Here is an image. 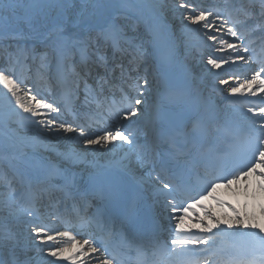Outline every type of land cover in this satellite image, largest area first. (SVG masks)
<instances>
[{
    "label": "snow or ice",
    "instance_id": "obj_1",
    "mask_svg": "<svg viewBox=\"0 0 264 264\" xmlns=\"http://www.w3.org/2000/svg\"><path fill=\"white\" fill-rule=\"evenodd\" d=\"M154 7L149 0H0V53L12 69L38 57L41 75L54 72L75 89L83 84L85 97L91 96L95 102L96 116L101 118L98 122L112 121L91 132V125L59 119L68 110L67 105L62 109L32 95L30 89L22 94L24 81L14 78L12 69H0V85L6 89L0 90V101L5 105V115L0 120V264H59L61 258L70 264H124L102 241L79 239L84 233L73 232V219L83 229L104 220L110 207L113 214L136 224L133 193L145 185L153 189L157 200L163 198L169 220L175 222L170 225L174 234L163 241L153 239L151 256L143 245L137 246L134 264H264V227L260 224L249 225L240 218L235 221L239 227L253 229L243 234L247 239L241 245L242 249H250L251 255L216 246L218 234H233L221 228L219 218L208 209L205 214L209 221H215L218 233L201 220L202 231L212 235L182 234L181 224L189 211L222 185L229 187L255 176L264 191V106L247 107V113L252 115H244L251 121V132L234 136L231 129L224 131V151L217 152L212 145L206 152L200 151L207 138V116L189 101L187 91L179 84L175 53L158 50L157 63L150 66L143 44L128 34L130 26L135 29L142 21L154 40L158 37L161 22L149 18ZM172 11L179 13L185 33L200 38L204 29L203 37L214 42L212 47L217 52L231 50L226 57L209 55L207 65L212 69L237 61L251 62L254 36L264 44V0H236L227 16L215 7H203L198 0H176ZM225 35L233 40L225 39ZM100 69L104 70L103 75ZM116 69L120 70L119 86L112 84ZM94 71L95 87L87 82ZM262 73L264 62L250 79L235 86L220 78V84L228 86L229 96L224 99L235 106L236 101L230 96L243 94L242 89L258 84L259 90L264 91ZM235 78L239 80L238 76ZM17 109L30 114L23 119L33 126H42L51 137L60 139L63 134H71L83 149L42 156L41 149L55 150L38 138L27 140L19 136L12 127L17 123L12 116H20ZM37 116L43 118L31 119ZM128 121L138 122L139 130L127 131ZM117 140L122 143L117 145ZM98 148L113 155L119 148L123 156L119 161L103 164L88 160L89 150ZM197 163L204 171L197 172L199 190L193 195L190 186L176 177L193 170ZM229 164L230 170L225 171ZM81 165L86 176L75 171ZM244 193L248 194L247 186ZM69 201L73 215H57L58 206ZM92 201L104 207H98L90 216L87 208ZM232 211L239 217L237 209ZM55 220L63 224L62 230L49 222ZM21 222L27 225L25 240H21ZM33 250L39 258L30 255ZM89 254V261L80 259Z\"/></svg>",
    "mask_w": 264,
    "mask_h": 264
},
{
    "label": "bare ground",
    "instance_id": "obj_2",
    "mask_svg": "<svg viewBox=\"0 0 264 264\" xmlns=\"http://www.w3.org/2000/svg\"><path fill=\"white\" fill-rule=\"evenodd\" d=\"M150 3L154 4L155 7L151 9L149 16L155 17L162 21V23L165 25V29L168 31V37L171 40L172 43V50L175 53V60H176V68H179L181 70V73L184 74L190 81L191 86L195 87L198 86V94H202V98L204 101V105L208 110H210V114H219L222 113V111H225L224 108L227 110V115L231 116L232 118H235L236 120L240 122H250V120L245 118V113L247 116H251L252 113H247L246 107H242L240 105H232L229 103L228 100H225V96H229V93L227 91V85L220 84L218 78L222 71H225L228 68H231L233 66H236L240 68V65L242 61H237L234 65H222L221 69H212L210 65H207V57L209 54H204L199 47L204 46L208 44L210 47L213 45L214 42L208 41L206 37H203V31L204 29H201L200 32V38H197L196 34L194 33H185V31L182 28V22L179 16V13L173 14V6L176 2V0H149ZM210 3L216 4V0H211ZM236 3V0H224L222 2L221 7H224L226 5L227 9H230V5H233ZM224 5V6H223ZM225 8V9H226ZM224 9V11H225ZM141 23H143L141 21ZM183 23H188L187 21H184ZM144 24V23H143ZM190 27H198L195 25H190ZM217 36L222 35V33H214ZM137 36V43H142L143 34L136 32ZM225 39H228L230 41L233 40L230 36L225 35ZM235 43H239V41H234ZM145 50L148 53V59L153 60V54H152V46L148 42L142 43ZM231 50H225V52H217L215 49L210 51L211 54H214L215 57H226L227 54ZM39 52V50H38ZM235 53H233V56ZM3 59H0V69H12L11 65H4L2 63ZM119 62V58L118 61ZM123 62L127 64V59H124ZM35 66L34 64H30ZM29 65V66H30ZM242 65H244L242 63ZM10 67V68H9ZM28 67V66H27ZM14 73L15 78V68L12 69ZM102 71H104L102 69ZM120 70L116 69V71L112 74V78L120 76ZM218 74V75H217ZM254 73L249 72V74L239 76V80H237L235 77H224L223 79L227 80L229 85H237L238 83H241L245 78L250 79L251 76ZM218 78V79H217ZM222 78V77H221ZM120 82V81H119ZM208 82H214L218 84H214V87H221V90L225 92V94L222 93V97L220 94L219 96H216L214 93H211V91H208L207 87L203 88L204 85ZM31 82L28 80L26 83L22 84V94L25 90H31L32 95H36L37 98H43L39 95H37L34 91V89L31 86ZM259 85H253L250 89H242V93H237L235 95L230 96L231 100L236 101V103H241L243 100H247L250 103L256 102L257 100H261V96L264 95V91L259 90ZM83 87L79 88V91L82 90ZM204 89V90H202ZM0 90L6 91V89H3V86L0 85ZM2 91H0V95H2ZM43 93L44 90H42ZM255 93V95H252V93ZM41 94V93H40ZM46 102H49V99L43 98ZM149 103H151V94L149 95ZM224 103H229L230 106L224 107ZM255 104V103H254ZM17 111L20 113V116H12V119L17 121V123L12 124V127L17 130L19 133V136L31 140L33 138L40 139L44 144L48 145L49 149H54L55 151H44L41 149V155L42 156H54L57 152L63 153L70 150H76L80 151L83 149V145L75 142L73 138H71V134H63V136L60 139H56L54 137H51L48 133L43 131L42 126H33L28 121H25L23 117L30 116L28 113H23L21 109H17ZM42 113L46 110H40ZM220 111V112H219ZM5 115V105L2 101H0V120L4 118ZM56 115V114H53ZM42 116L32 117V120L39 121ZM59 119H62L59 117ZM242 123H239V126L246 127L247 125H241ZM133 126L132 128L139 127L140 125L138 122H132L128 121L125 123V127ZM250 126V125H248ZM134 131V129H132ZM131 131V132H132ZM51 141V143H49ZM114 143L117 145L121 144L122 142L117 140ZM123 156V151L119 148L115 150V154L108 152L107 149H96V150H89L87 159L88 160H99L101 164L112 161L116 162L119 161L120 158ZM84 168V165H81L75 169V171L81 173L82 175H87L86 172H82V169ZM259 171V170H258ZM245 186L248 187V194L245 195L244 189ZM145 193L150 197L152 203L157 207L159 211H163L162 218L164 220H169V216H165V210H164V201L163 198H160L157 200L153 196V189L145 185L142 188ZM215 197V199L213 198ZM217 200L223 201V204L217 203ZM231 205V207H229ZM246 205V207H245ZM162 207V208H161ZM232 208L237 209V212L239 213V217L237 216V213H234L232 211ZM205 209H208L212 212L213 216H216L219 218V223L221 228L227 229L228 233H232L233 235L229 236L223 233H220L216 237V246L218 248L222 249H228L233 247L235 244L242 245L246 241V237L243 235L246 232L252 231L253 229L249 228H243L236 225L235 221L237 218L242 219L245 223L251 225V224H260L262 227H264V213H262V209H264V191H261L259 187V180L255 176L246 177L241 179L238 183L233 184L229 187H224L223 185L216 189L215 192H213L210 196H207L206 199L200 201L199 204L195 206L194 209H191L188 213V217L185 218L183 223L181 224V230L182 234L189 235V236H201V235H212V233H204L201 228L200 221L203 220L204 224H211L212 232L218 233V229L215 227V221H209L208 217L205 214ZM167 211V210H166ZM53 224L54 227L59 228V225L57 223H54V221H49ZM174 225V221H170ZM232 224V227L229 228L228 225ZM239 228V231L237 229ZM19 231L21 233V240H25L27 238V225L23 222L19 225ZM258 231V229H256ZM264 235V233H262ZM82 240V239H81ZM30 243V241H28ZM30 255L36 256L39 258V254L33 250ZM66 255H71V253H67ZM92 254H89L87 257H81L80 259H84L86 261H89L90 256ZM51 259V258H49ZM59 264H70L69 261H64L61 258V261ZM77 264L79 262L77 261ZM90 264H95V261H90Z\"/></svg>",
    "mask_w": 264,
    "mask_h": 264
},
{
    "label": "rangeland",
    "instance_id": "obj_3",
    "mask_svg": "<svg viewBox=\"0 0 264 264\" xmlns=\"http://www.w3.org/2000/svg\"><path fill=\"white\" fill-rule=\"evenodd\" d=\"M204 47H205V51H212L213 49H215L214 47H210L208 44H206V45H204ZM207 61V60H206ZM220 78V77H219ZM218 79V78H217ZM214 84H218V83H214V82H208V83H206L205 85H207L208 87H210V86H213ZM218 86H220L219 84H218ZM212 93H214L216 96H219L220 97V94H221V97L223 96L222 95V93L223 94H225V92L224 91H222L221 90V87H218L217 89H215V91H213ZM226 104L224 103V106H225Z\"/></svg>",
    "mask_w": 264,
    "mask_h": 264
}]
</instances>
